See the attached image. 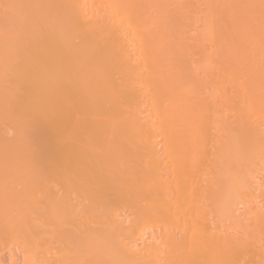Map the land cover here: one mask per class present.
<instances>
[{
  "label": "bare ground",
  "instance_id": "bare-ground-1",
  "mask_svg": "<svg viewBox=\"0 0 264 264\" xmlns=\"http://www.w3.org/2000/svg\"><path fill=\"white\" fill-rule=\"evenodd\" d=\"M5 253L264 264V0H0Z\"/></svg>",
  "mask_w": 264,
  "mask_h": 264
},
{
  "label": "rangeland",
  "instance_id": "rangeland-1",
  "mask_svg": "<svg viewBox=\"0 0 264 264\" xmlns=\"http://www.w3.org/2000/svg\"><path fill=\"white\" fill-rule=\"evenodd\" d=\"M22 254H18L17 256H15V259H16V262L19 263L21 261V256ZM10 256H9V253H5L3 256H2V260L5 264H9L10 262ZM18 259V260H17ZM20 259V260H19Z\"/></svg>",
  "mask_w": 264,
  "mask_h": 264
}]
</instances>
